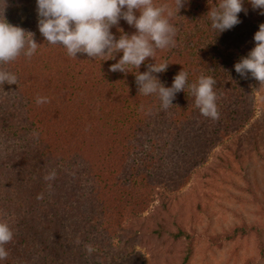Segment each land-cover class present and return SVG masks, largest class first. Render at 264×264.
Returning a JSON list of instances; mask_svg holds the SVG:
<instances>
[{
  "label": "trees",
  "instance_id": "1",
  "mask_svg": "<svg viewBox=\"0 0 264 264\" xmlns=\"http://www.w3.org/2000/svg\"><path fill=\"white\" fill-rule=\"evenodd\" d=\"M155 3L175 7L174 0ZM218 3L187 0L170 20L177 29L175 46L122 73L109 69L123 53L115 59L70 57L39 32L36 0H7L6 20L34 33L40 46L31 59L21 56L0 66L18 76V84L0 85V220L7 219L14 232L0 264H148L137 245L150 248L163 234L180 244L179 253L153 261L188 264L196 233L171 217L163 199V208L148 218L143 211L154 193L160 195L158 177L181 184L206 147L235 138L238 148L254 115L255 79L241 77L234 65L255 47L264 15L245 0L242 22L219 33L208 16ZM26 7L34 15L22 25L19 15ZM118 28L129 36L136 32L121 19L111 29L117 39ZM163 62L167 71L152 75L165 87L181 70L189 83L200 76L216 80L219 120L200 113L190 89L177 93L167 110L158 96L139 94L136 75ZM38 97L49 102L38 105ZM52 170L55 180L45 181ZM152 217L156 227L149 232ZM262 227L242 222L209 237L221 244L254 234L259 253L245 261L253 264L264 256ZM86 245L95 251L89 254Z\"/></svg>",
  "mask_w": 264,
  "mask_h": 264
},
{
  "label": "clouds",
  "instance_id": "2",
  "mask_svg": "<svg viewBox=\"0 0 264 264\" xmlns=\"http://www.w3.org/2000/svg\"><path fill=\"white\" fill-rule=\"evenodd\" d=\"M253 10L264 15V0H248ZM7 0H0V66L16 61L24 56L31 59L40 44L34 33L9 23L4 17ZM187 0H174V6L157 5L155 0H36L39 32L49 45H59L66 49L70 57L86 54L89 58L115 59L116 53H123L118 63L110 66L111 72L127 73L152 57L157 50L174 47L176 27L170 22L179 13ZM245 0H219L218 5L208 13L211 28L219 33L233 29L240 24L239 14L245 12ZM137 13H139L137 15ZM121 19L136 29L135 34L127 35L123 29L119 39L111 31ZM255 47L246 57L241 58L234 67L244 78L249 74L264 86V23L254 35ZM168 62L156 63L149 70L136 75L139 94L159 97L161 108L173 106L177 93L190 89L195 105L200 113L212 120H219L218 95L215 91L216 80L211 76H200L197 82L189 83L188 73L181 70L174 77L172 86L165 87L152 73H164ZM18 84V76L0 67V85ZM47 97H38V105L48 103ZM143 109V105L141 106ZM38 136V133H33ZM56 171L45 175V181H53ZM49 190L52 185L49 183ZM43 193L37 196L42 200ZM14 240V232L7 219L0 220V261L7 260L9 251L6 246ZM79 243V241H77ZM91 254L95 249L85 246Z\"/></svg>",
  "mask_w": 264,
  "mask_h": 264
},
{
  "label": "rangeland",
  "instance_id": "3",
  "mask_svg": "<svg viewBox=\"0 0 264 264\" xmlns=\"http://www.w3.org/2000/svg\"><path fill=\"white\" fill-rule=\"evenodd\" d=\"M33 15L31 8H24L19 15L20 23L28 25ZM255 96L254 115L245 128L241 145L235 148L237 142L230 138L206 147L204 156H199L200 160L181 184H171L158 177L160 195L154 193L143 211L148 218L156 208H163V199L171 209V217L196 233L188 264H245L247 258L259 253L254 234L221 244L209 237L242 222L262 224L264 228V86L257 80ZM150 222L149 232H152L155 218ZM169 227L176 229L171 222ZM262 237L264 240V233ZM152 242L150 248L137 245L144 251L148 264H156L153 260L161 255L170 259L179 253L180 244L165 234ZM237 244L240 247L235 253ZM253 264H264V256H259Z\"/></svg>",
  "mask_w": 264,
  "mask_h": 264
}]
</instances>
